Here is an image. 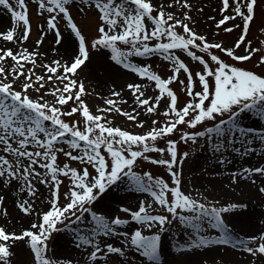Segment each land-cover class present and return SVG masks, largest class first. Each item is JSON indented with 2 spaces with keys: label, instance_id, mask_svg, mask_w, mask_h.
Listing matches in <instances>:
<instances>
[{
  "label": "snow or ice",
  "instance_id": "obj_1",
  "mask_svg": "<svg viewBox=\"0 0 264 264\" xmlns=\"http://www.w3.org/2000/svg\"><path fill=\"white\" fill-rule=\"evenodd\" d=\"M73 2L0 0V9L8 14L10 21V26L0 31V41L23 45L29 40V3L36 4L37 14L46 24L41 38L35 42L37 47L43 43L48 32L53 33L56 45L61 44L63 37L57 26L58 17L66 22L70 34L74 36L73 56L68 62L57 59L37 65L38 51L22 48L14 52L11 48L0 47V185L6 189L18 186V193H26L31 199L37 196L36 183L45 185L49 193V208L37 213L38 222L31 223L30 227L19 233L0 226V264H11L13 250L20 245L30 251L33 264H60L47 256L48 240L53 233L63 231L70 225L83 224L86 214L90 217L89 234L82 235L79 229H75L74 236L77 247L90 246L88 261L93 264H100L110 254L123 257L125 247L159 264V253L162 251L159 233L166 231V225L177 218L196 232L200 230V222L207 219L212 228L221 232L216 239L198 235L191 247L230 244L231 237L222 214L245 206L207 207L185 194L179 165L189 154H179L178 144L195 143L197 138L207 136L213 142L214 153L219 154L217 162L221 165L231 163L224 159L228 152L247 157L257 154L256 142L264 145V126L253 127L242 122L245 116L256 117L254 123L264 125V74L226 63L213 51L219 50L232 61L240 63L259 56V65L264 66V49L253 48L246 39L255 19L258 0H220L218 11L221 18L217 21L215 17H209L215 21L216 29L223 28L225 33L240 29V35L232 47L209 42L204 35L193 31L185 23L192 20L188 11H181L183 19L166 11L176 6L190 10L192 5L189 0H174L161 5L154 4L153 0H75L81 13L91 9L100 21L97 38L89 46L70 14L69 7ZM237 20L240 23L226 26L230 21ZM178 27L183 29V34L177 32ZM150 41L157 43L150 45ZM260 44L264 45V40ZM121 45L127 46L128 50H122ZM90 48L108 50V58L116 65L134 73L141 80L154 82L158 94L145 98L140 83H129L127 88L135 104L131 112L122 111L119 107L128 101L105 98L107 107L97 108L96 111L101 114H93L83 99L86 95L85 84L75 78L78 70L90 61ZM241 48L244 49L243 53L237 54L236 50ZM193 49L207 54L209 59L198 55ZM176 50L198 62L202 71L193 74ZM146 56H160L168 61L172 75L164 79L152 71L150 65L140 66L129 59ZM8 60L13 63L6 67ZM37 67L44 74L38 75ZM181 73L186 76V84L184 80H179ZM178 80L188 98L182 107L178 105V97L170 87ZM197 81L200 91H195ZM111 97L119 98L121 93L112 91ZM162 101H166V107L159 113ZM70 102L75 106L64 110ZM141 111L145 115L160 114L166 119L159 126V122L153 119L150 130L134 134L111 126L112 121H107L102 115L116 112L137 128H144L145 122L138 121ZM77 114L82 118L83 130L79 121L69 123L65 120ZM209 121L214 122L213 125L204 127L203 131H181L180 128L186 126L195 130ZM177 132H180L178 140L168 139L166 147L157 146L158 141ZM64 145L70 150L66 151ZM74 151L77 154L74 155ZM58 153L69 161H78L84 167L78 170L68 163L58 166ZM151 153L166 154L167 158H153L149 155ZM259 155L264 158V150ZM142 162L164 166L171 183L154 178L149 172L139 175L135 169ZM60 177L70 181V187L63 193V203L60 193L63 181ZM253 177H264V165L233 172L231 180L232 183H236L237 179L250 180L255 184ZM125 178L136 191L149 193L154 203L164 208L167 214H150L153 204L141 200L137 210L129 207L121 209L139 227L118 231L121 226L129 225L130 220L115 217L109 221L93 211L92 206L102 194ZM258 191L264 194V187H259ZM31 199L17 200L16 206L25 216H31L36 211ZM3 202L4 196H0V205ZM180 212L191 215H180ZM2 214L7 216V211L4 210ZM157 225L159 228L155 234L145 235L142 231L144 228L154 229ZM109 236L123 237V245L115 246L103 239ZM256 239L250 237L249 241ZM259 240L262 242L256 247H244L257 260L264 257V234L259 236Z\"/></svg>",
  "mask_w": 264,
  "mask_h": 264
},
{
  "label": "rangeland",
  "instance_id": "obj_2",
  "mask_svg": "<svg viewBox=\"0 0 264 264\" xmlns=\"http://www.w3.org/2000/svg\"><path fill=\"white\" fill-rule=\"evenodd\" d=\"M211 1V3H209ZM216 5H212L213 0H189L192 5L190 10L181 9L176 6L171 9H166V11L172 12L177 18L183 19L180 15L181 11H188V14L192 17L191 21H185L188 23L189 27L192 28L199 35H204L209 42H220L226 47H232L234 41L240 35V29H235L231 33H225L223 28L216 29L215 21L209 19V17H215V20L221 18V14L218 11L220 0H215ZM169 2H174V0H153L156 5L167 4ZM29 16H30V37L22 46L27 48L29 51H38L40 53L37 56V65L41 63H50L52 60H61L62 62L70 61L69 57L66 56L65 48L61 42L60 45L55 44V37L52 32H48L43 38V43L36 46L35 42L41 38V32L45 29V20L37 14L36 4L29 3ZM70 14L73 21L77 24L78 28L81 30L82 34L86 38V42L89 44L93 39L97 38V27L100 21L97 15L91 9H85V13H81L75 3L69 7ZM155 14V13H154ZM233 23H240L239 20L232 22L230 21L226 26H232ZM58 28L62 33V37L65 33L70 34V30L67 28L66 22L60 20L58 17ZM177 32L183 34V29L178 27ZM72 36V35H71ZM73 40H74V36ZM248 41L251 42L253 48L264 49V45L260 44L261 40H264V0H258V7L256 8L254 22L250 26V31L246 37ZM63 41V40H62ZM150 45H154L157 41H150ZM31 45L32 48H28ZM13 46V47H12ZM4 47L14 48V52L20 48L17 44L7 43ZM122 50L127 51V46L121 45ZM21 49V48H20ZM19 49V50H20ZM194 51H197L193 49ZM214 54L220 56L226 63L234 64L235 66L245 68L247 70H252L258 74H264V66L259 65V56H255L249 62H235L231 58L227 57L219 50H213ZM244 49H237L236 53H243ZM176 54L181 60L189 67V69L195 74L197 71H202V66L196 61H192L190 57L179 50H176ZM198 55H202L205 59H209L207 54L200 53L197 51ZM90 61L86 62V65L82 69L78 70L76 79L78 82H83L86 88V95L83 97L85 103L88 105L89 109L93 114H101L96 110L100 107H107L104 104L105 98L122 99L128 101L127 103H121L119 107L122 111L131 112L135 104L131 103L130 90L126 87L123 89L129 90L123 96L122 92L117 88L114 80L115 76L112 73L113 65L122 68L120 65H116L115 62L111 61L108 57L110 52L105 49L92 50L90 48ZM132 63L138 64L140 66L150 65L151 70L160 75L162 78L167 79L172 75L171 65L168 61H164L160 56H146V57H130ZM215 67V65H210ZM27 67H31L28 65ZM123 69V68H122ZM126 70V69H125ZM128 71V70H126ZM130 72V71H128ZM36 73L38 75L44 74L43 70L39 67L36 68ZM113 75V77H112ZM126 80H128L126 78ZM124 80V81H126ZM179 80H184L187 83L185 74L181 73L179 75ZM179 80L174 82L170 87L176 93L178 97V105L183 106L187 102L186 93L183 91L182 86L179 84ZM123 81V84H124ZM142 85V90L145 92V98L154 97L158 94V90L154 87V82L147 81ZM200 86L198 81L196 82L195 91H200ZM112 91H119L121 97H111ZM130 96V97H129ZM129 97V98H128ZM49 101L52 100L51 97H46ZM75 106L70 102L64 110H70L71 107ZM166 101H162L159 113L165 110ZM105 115L107 121H112L111 126L121 127L124 130H129L134 134H143L144 132L150 130L152 127L151 121L153 119L157 120L159 124H163L165 117L160 114L145 115L141 111V115L138 117V121L142 120L145 122L144 128H137L134 123L127 120L126 117L116 113H107ZM226 119V116L224 117ZM219 119V118H218ZM66 122L71 123L72 121H79L80 128L83 130L82 118L77 114L71 118H65ZM257 121L256 117L248 118L245 116L242 120L244 125H251L253 127H259L264 125H258L254 123ZM214 122H206L204 126H198L197 129H188L186 126H180L181 131H203L204 127L212 126ZM180 132L174 133L172 136L167 137L163 140L157 142L158 147H166L167 140L173 139L178 140ZM212 141H209L207 136L197 138L195 143H179L178 153L182 154L187 152L189 155L183 160V163L179 165V171L181 172L182 179V191L185 194L191 195L194 199L201 203H204L207 207H225L231 204L243 205L245 207H238L233 209L229 213H223L222 217L228 227L229 234L231 237V242L228 245H215L209 244L202 246L200 248L191 247L192 242L196 237L204 236L209 239H216L221 236V232L218 229L212 228L207 219L200 222V230L196 232L190 225L185 224L178 218L173 219L172 223L166 225V231L159 233L162 239V251L159 253L160 260L159 264H264V257L257 260L256 257L248 254L244 247L245 245L256 247L258 243L262 242L259 240V236L264 234V201L261 200L259 212L252 216L251 223L247 227L245 224V214L255 209V204L252 199H242V195L233 194L231 189V175L233 172H240L243 168L262 166L264 165V158H262L259 153L264 150V145H260L256 142L257 154H253L247 157L238 156L235 153L228 152L225 154L224 159L231 161V163L219 164L217 162L219 154L214 153L212 147ZM65 150H70L67 145H64ZM78 151V150H77ZM73 154H77L76 151ZM153 158H167L166 154L161 156L157 153L149 154ZM64 163H68L71 167L81 170L84 166L78 161H69L62 153L57 154V164L62 167ZM38 171H43L42 169H37ZM90 171H93L91 168ZM137 173L143 176L144 172H149L154 178H162L166 182L171 183L170 177L168 175L167 169L164 166L151 165L147 162L140 163L135 169ZM218 172L225 173L228 178L219 179L222 189L220 190L216 185L218 183L217 175ZM256 177H253L255 179ZM63 181L60 187L61 193V203H63V193L67 191L70 187V181L65 177H60ZM146 179V178H145ZM124 181L118 182L116 185L112 186L102 194L101 198L94 203L93 211L98 215H103L106 219L111 221L112 218L120 217L122 219H129L130 216L121 211L124 207H129L132 210H137L139 201L143 200L146 203H152L153 207L149 210L150 214H167L166 210L159 205L155 204L149 193H142L136 191L133 187ZM231 180V181H230ZM238 180V179H237ZM253 185V184H252ZM254 186V185H253ZM18 186H10L9 188H4L0 185V196H4L3 205H0V215H3V211L6 210L7 214L15 213L16 218L15 223L12 225L4 226L8 231H15L19 233L22 229L30 227L31 223L38 222L37 213L47 211L49 205L47 203L49 199L48 189L45 185H40L36 183L37 196L31 199L26 193H18ZM229 190L232 193H224ZM241 190V189H240ZM31 199L35 212L31 216H25L16 206L17 200ZM170 215V214H169ZM180 215H191L187 212H180ZM4 216V215H3ZM249 217V215H248ZM248 217H246L248 219ZM1 218V217H0ZM244 218V219H243ZM171 219V217H170ZM90 217L86 214V219L83 224L70 225L69 228L53 233L48 240V252L47 256L54 260L59 261L60 264H93V262L88 261V252L90 251V246L77 247V241L74 236V230L79 229L81 234H89V229L91 225L89 224ZM8 222V221H7ZM67 223V221L65 222ZM243 223V224H241ZM60 228H64L63 225H58ZM131 227L133 230L138 228L134 221L130 220V224L126 226H121L118 231H124ZM159 226L157 225L154 229H142L145 235L155 234ZM250 237H256L255 241H249ZM100 239L99 237L97 238ZM109 243H114L115 246L123 245V237H103ZM243 241V243H241ZM103 247V245H101ZM14 255L11 257V264H33V258L30 251L24 246L20 245L14 250ZM125 255L119 257L116 254H110L100 261V264H154L152 261H148L147 258L142 257L138 252L131 248H124ZM239 252L240 259L239 262H231L225 257L228 254ZM194 258L193 263L189 261L190 258ZM188 259V260H187Z\"/></svg>",
  "mask_w": 264,
  "mask_h": 264
},
{
  "label": "bare ground",
  "instance_id": "obj_3",
  "mask_svg": "<svg viewBox=\"0 0 264 264\" xmlns=\"http://www.w3.org/2000/svg\"><path fill=\"white\" fill-rule=\"evenodd\" d=\"M209 3H211V1ZM212 5H216L215 0H213ZM9 26H10V21H9L8 14L5 13L2 9H0V31L7 29ZM62 40H63L62 44H63V47L65 48L64 50L66 52V56H68L70 59L73 56V50H74L73 37L71 36V34L65 33L63 35ZM6 44H7L6 42L0 41V47H4ZM19 46L22 49L24 45L23 46L19 45ZM28 48H32L31 45H28ZM19 49H17V50H19ZM13 51H14V48H13ZM12 63L13 62L11 60H8V61H6L5 66L7 67V66L11 65ZM111 68H113L112 73L115 76L114 80L116 81V85H119L117 88L121 92L123 91L122 92L123 96L129 91L127 89H125V90L123 89L129 83H140V84L146 83V80H141L134 73L128 72L125 69L119 68L115 65H113ZM113 75H112V77H113ZM126 78L128 80H126ZM124 80H126V81H124ZM123 81H124V84H123ZM130 101H131V103L134 104L133 97H131ZM224 178H228L227 175L225 173L223 174L222 172H218V175H217L218 183L216 185L218 186V188L220 190L222 189V187L220 185L221 183H220L219 179H224ZM255 180H256V183L253 184L254 186L252 185L250 180L238 179L236 183H232V181L230 180L232 183L231 189L234 191L233 194H237L239 192V194L243 196L242 199H245V200L252 199L254 201L255 209L252 212L251 211L249 212V214H248L249 217L247 214H245V217H244L245 222L247 223V224H245L246 227L249 223L252 225L255 224V222L251 223L250 221L252 220V216H254L257 212L259 214L261 213V212H259L260 208H258V206L260 205L261 200L264 201V194H262L258 191L259 187H264V177H256ZM223 191H225V189H223ZM228 192L232 193L229 190L225 191L224 193H228ZM0 217H1L0 218V226H3V227L7 226V223H8V225L11 226L12 223H15V219H17L15 213H12V214L9 213V214H7V216L0 215ZM246 217H248V219ZM241 224H243V223H241ZM237 256H240V254H239V252L236 251L235 253H231V254L226 255L225 257H227L226 259L230 260L231 262H239L240 259H238ZM193 260H194V258H192V257L189 259V261H192V263H193Z\"/></svg>",
  "mask_w": 264,
  "mask_h": 264
}]
</instances>
